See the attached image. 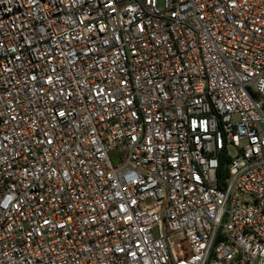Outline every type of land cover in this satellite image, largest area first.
Listing matches in <instances>:
<instances>
[{
	"label": "built area",
	"instance_id": "built-area-1",
	"mask_svg": "<svg viewBox=\"0 0 264 264\" xmlns=\"http://www.w3.org/2000/svg\"><path fill=\"white\" fill-rule=\"evenodd\" d=\"M0 264H264V0H0Z\"/></svg>",
	"mask_w": 264,
	"mask_h": 264
},
{
	"label": "trees",
	"instance_id": "trees-1",
	"mask_svg": "<svg viewBox=\"0 0 264 264\" xmlns=\"http://www.w3.org/2000/svg\"><path fill=\"white\" fill-rule=\"evenodd\" d=\"M221 162H222V163H221V166H220V170L223 171V166L226 164V160H225V161L222 160Z\"/></svg>",
	"mask_w": 264,
	"mask_h": 264
},
{
	"label": "rangeland",
	"instance_id": "rangeland-1",
	"mask_svg": "<svg viewBox=\"0 0 264 264\" xmlns=\"http://www.w3.org/2000/svg\"><path fill=\"white\" fill-rule=\"evenodd\" d=\"M259 98H261V97H259Z\"/></svg>",
	"mask_w": 264,
	"mask_h": 264
}]
</instances>
